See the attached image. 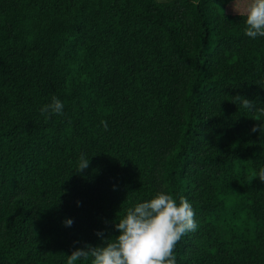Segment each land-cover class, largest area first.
<instances>
[{"label": "trees", "instance_id": "16d2710c", "mask_svg": "<svg viewBox=\"0 0 264 264\" xmlns=\"http://www.w3.org/2000/svg\"><path fill=\"white\" fill-rule=\"evenodd\" d=\"M227 1L0 0V264H67L158 192L195 212L176 264H264V37Z\"/></svg>", "mask_w": 264, "mask_h": 264}, {"label": "clouds", "instance_id": "9594fccd", "mask_svg": "<svg viewBox=\"0 0 264 264\" xmlns=\"http://www.w3.org/2000/svg\"><path fill=\"white\" fill-rule=\"evenodd\" d=\"M232 11L244 17L245 35L255 39L264 37V0H230ZM236 100L242 107L251 110L254 105L248 98L237 95ZM64 105L57 97L42 109V114L63 115ZM261 111H264L262 109ZM107 130L106 121H101ZM264 130V125L257 124L251 131ZM90 160L84 155L79 158V172L89 167ZM258 179L264 182V168L258 173ZM71 226L73 221L66 220ZM119 235L114 240L105 238L103 232L97 235L103 239L101 246L85 245L75 248L68 255L67 264L91 258V264H176L175 247L188 232L197 229L195 212L191 203L184 196L179 202L171 194L158 192L153 198L130 207L125 216L115 224Z\"/></svg>", "mask_w": 264, "mask_h": 264}, {"label": "rangeland", "instance_id": "374dc122", "mask_svg": "<svg viewBox=\"0 0 264 264\" xmlns=\"http://www.w3.org/2000/svg\"><path fill=\"white\" fill-rule=\"evenodd\" d=\"M225 10H226V11L233 12V11H232V5H231V3H230V0L227 1L226 5H225Z\"/></svg>", "mask_w": 264, "mask_h": 264}]
</instances>
